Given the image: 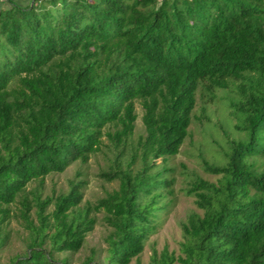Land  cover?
<instances>
[{
  "label": "trees",
  "instance_id": "trees-1",
  "mask_svg": "<svg viewBox=\"0 0 264 264\" xmlns=\"http://www.w3.org/2000/svg\"><path fill=\"white\" fill-rule=\"evenodd\" d=\"M2 1V0H0ZM0 8V256L20 203L27 249L8 264H70L104 214V262L139 259L174 196L168 160L188 138L197 95L228 99L239 137L190 193L178 258L152 264H264V0H7ZM143 110L145 134L133 136ZM204 115V114H203ZM114 128L113 131H109ZM107 136L119 188L83 203L81 173L41 197L36 181L100 151ZM162 160L158 163V160ZM53 209L48 212V208ZM35 209L36 222L31 217ZM0 264L1 257H0Z\"/></svg>",
  "mask_w": 264,
  "mask_h": 264
},
{
  "label": "rangeland",
  "instance_id": "rangeland-1",
  "mask_svg": "<svg viewBox=\"0 0 264 264\" xmlns=\"http://www.w3.org/2000/svg\"><path fill=\"white\" fill-rule=\"evenodd\" d=\"M21 6L28 5L31 0H12ZM7 0L0 1V8L7 7ZM232 96L230 92L218 91L214 101L202 98L201 93L197 95V106L194 112L193 123L190 133L180 148L178 155L169 158L168 166L174 169L176 183L174 196L167 211L160 215L156 228L151 233L145 245L144 252L139 259H134L131 264H152L153 256L158 259L164 255L175 258L183 255L182 243L185 241L183 224L188 221L189 216L196 212L203 211L196 204L195 193H190L195 182L203 180L211 184H218L221 175L212 173L210 167H220L226 162L225 152L229 149V140L239 137L240 133L235 129L234 118L228 99ZM138 120L136 121L133 141L136 142L140 135L145 134L142 122L143 110L137 104ZM204 114V115H203ZM110 128L109 131H113ZM115 149L107 136L103 138L100 151L91 156L86 164L77 162L69 166L64 173L49 175L43 183L36 181L28 186V192L38 190L41 197L57 196L66 192L70 181L81 173V179L86 181L84 188L83 203H96L99 199L107 196L108 193L119 188V180L108 181L102 173L110 171L114 167ZM161 159L158 163H161ZM20 203L12 206L13 214L8 230L11 232V239L7 247L1 253L2 264H8L11 258L22 255L30 240V231L20 217ZM53 205L48 208V212ZM31 217L37 224L35 209L31 211ZM104 214H97V225L95 230L87 237L85 247L78 253H64L57 255V258L68 257L70 264H84L93 251L97 252L99 262H104L107 243L105 241L109 234V228L104 222ZM173 264H179L177 261Z\"/></svg>",
  "mask_w": 264,
  "mask_h": 264
}]
</instances>
